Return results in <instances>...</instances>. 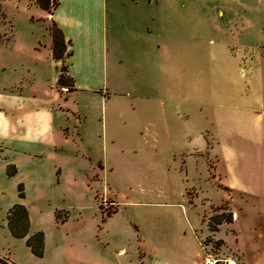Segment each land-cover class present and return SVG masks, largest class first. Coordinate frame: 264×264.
Wrapping results in <instances>:
<instances>
[{"label":"crops","instance_id":"obj_1","mask_svg":"<svg viewBox=\"0 0 264 264\" xmlns=\"http://www.w3.org/2000/svg\"><path fill=\"white\" fill-rule=\"evenodd\" d=\"M165 1L169 3L162 6ZM177 1L147 0L152 26L141 0H60L53 14L32 0L18 6L28 24L38 23L32 15L50 17L67 50L64 59L35 61L53 69L44 88L32 86L28 94L0 89V142L56 146L63 140L56 134L59 109L77 120L72 133L70 127H59L64 139L74 136L80 144L98 147L101 177L123 173L130 165L137 168L147 147L155 152L151 150L149 159L168 162L163 169L180 178L189 173L188 160L201 162L205 152L214 150L218 165L212 166L211 175L227 198L211 209L228 202L236 249L219 255L226 244L216 238L220 227L215 232L208 227V235L199 223L200 213L197 221L190 217L196 205L186 201L189 187L182 180L184 198L175 204L182 221L153 219L147 234L138 228L137 264H205L207 254L231 264H264V221L249 224L250 248L245 250L240 214L231 207L238 193L253 199L254 206L259 202L258 215H264V0H202L196 20L188 12L181 18L170 16V3ZM52 44L50 36L46 47L50 50ZM63 66L70 86L58 85ZM111 200L117 211L110 216L99 207L107 226L115 222L116 228H106L107 247L129 230L113 221L120 206ZM215 243L220 247L211 252L208 246ZM115 253L125 257L128 252L118 248ZM109 260L89 257L84 262L114 264ZM123 262L134 264L132 259Z\"/></svg>","mask_w":264,"mask_h":264},{"label":"rangeland","instance_id":"obj_2","mask_svg":"<svg viewBox=\"0 0 264 264\" xmlns=\"http://www.w3.org/2000/svg\"><path fill=\"white\" fill-rule=\"evenodd\" d=\"M26 1L0 0V37L3 39V44L0 45V89L13 88L24 94L30 93L32 86L37 90L44 88L47 80L53 77L50 65H37L35 61H53L51 57L54 58L53 50L51 52L53 44L50 50L46 47L52 36L50 30L53 23L48 16L32 15L31 20L38 23L28 24L26 16L17 9ZM32 1V5L42 9L35 0ZM165 3L168 4L169 1L162 2V6ZM141 4L142 10H146V14L150 13L151 21L152 10L147 7V0H141ZM203 6L202 0H180L170 3L168 11L170 16L177 15L178 18L188 12L196 20ZM147 8L150 12H147ZM53 9L52 6L50 11L42 10L53 14ZM162 10L160 9V13L166 15V11ZM150 24L152 26V21ZM41 92L42 90L39 91L40 94ZM63 103L67 106V103ZM55 113L56 134H60L63 139L56 146L32 145L31 148L0 142L1 260L13 264H85L84 261L89 257H95L99 260L110 259L114 264L132 259L137 264L141 260V242L134 236L138 228L141 233L147 234L151 232L153 219L177 218L182 221L183 215L178 214L179 210L175 205L184 198L181 192L182 180L189 187L186 201H193L192 206L196 205L189 212L190 217L194 215L197 221V214L200 213L199 223H202L207 232L213 216L230 213L228 202L214 208V211L211 209V204L220 203L227 198V192L219 187L218 180L215 181L212 176V166L218 165L214 150L205 152L200 158L201 162H195L193 157L188 160L189 173L186 174L185 171L177 178L174 172L163 169L162 166H168V162L149 159L154 150L151 148V152L146 147L145 153L140 156H143V161L136 163L137 168L130 165L123 173L114 172L109 178H105V175L100 176L102 171L97 163L98 147L80 144L74 136L64 139L61 134V125L70 127L71 133L74 131L76 118L71 114L63 116L59 109ZM25 150L29 152L25 153ZM219 167L222 169V166ZM107 181L112 184V191L108 189ZM112 198L120 206V212L112 218L113 221H118L123 229L127 226L129 230L126 234L123 231L124 236L107 247L106 228L109 230L116 227L112 224L115 222L107 226L102 221L99 207L103 208L104 214L116 212V206L111 203ZM235 198L237 200L231 207L240 214L237 222L239 229L243 230L240 243L245 250H249L247 229L254 221H264V215H258L262 205L255 201L254 206L253 199L249 202L238 193H235ZM16 206H23L28 212L29 226L24 236H16L11 229L10 215ZM17 222L22 223L19 233L23 232L25 222ZM219 227L216 238L226 242L219 255L225 256L230 250L236 249L234 224L224 222ZM38 232L44 236V253L41 257L35 255L28 244L30 238ZM208 247L211 252L215 251L214 244ZM118 248H126L127 255L118 257L115 253Z\"/></svg>","mask_w":264,"mask_h":264},{"label":"trees","instance_id":"obj_3","mask_svg":"<svg viewBox=\"0 0 264 264\" xmlns=\"http://www.w3.org/2000/svg\"><path fill=\"white\" fill-rule=\"evenodd\" d=\"M35 1L42 9L47 10V11H50L53 6L54 7L53 12H54L57 6L59 5L60 0H35ZM50 32H51L52 39H53L52 50H53L54 59L56 60L64 59L66 55L67 46H66L62 31L53 22V28L50 30ZM2 44H3V39L0 37V45ZM66 71H67L66 67L63 66L61 68V74H60L59 81H58V85H60L61 87L70 86V81L72 82V79H70L66 75ZM101 209L103 208L101 207ZM220 210H222V208H220ZM105 214H106V217L111 215L108 213H105ZM14 219H16V221ZM21 220L25 222L26 228L23 232L19 233L20 231L19 229L22 223L17 222V221H21ZM232 220H233L232 213H227V214L221 213L219 215L213 216L212 217L213 222L210 224V229L213 232L218 231L219 225H221L224 222H232ZM10 225H11V229L13 233L16 236H24L28 232L27 228L29 226V220H28V212L26 208H24L23 206H16L15 208L12 209L11 215H10ZM28 244L32 248L35 255L39 257L43 256V253H44L43 233L39 232L35 236L30 238V240L28 241ZM220 244L221 243H215L214 244L215 249L218 250V248L220 247ZM0 262L2 264H13L11 262H8V261L6 262L1 259H0ZM236 264H241V263L237 262Z\"/></svg>","mask_w":264,"mask_h":264},{"label":"built area","instance_id":"obj_4","mask_svg":"<svg viewBox=\"0 0 264 264\" xmlns=\"http://www.w3.org/2000/svg\"><path fill=\"white\" fill-rule=\"evenodd\" d=\"M205 264H231V262L228 260L219 259L213 254H207L205 257Z\"/></svg>","mask_w":264,"mask_h":264}]
</instances>
